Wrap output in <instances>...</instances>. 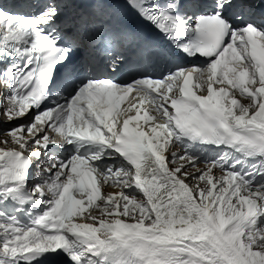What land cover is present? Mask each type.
<instances>
[{
	"label": "snow or ice",
	"instance_id": "obj_1",
	"mask_svg": "<svg viewBox=\"0 0 264 264\" xmlns=\"http://www.w3.org/2000/svg\"><path fill=\"white\" fill-rule=\"evenodd\" d=\"M0 117V264H264V0H0Z\"/></svg>",
	"mask_w": 264,
	"mask_h": 264
},
{
	"label": "bare ground",
	"instance_id": "obj_2",
	"mask_svg": "<svg viewBox=\"0 0 264 264\" xmlns=\"http://www.w3.org/2000/svg\"><path fill=\"white\" fill-rule=\"evenodd\" d=\"M246 102H249L248 100H242V103H246Z\"/></svg>",
	"mask_w": 264,
	"mask_h": 264
}]
</instances>
